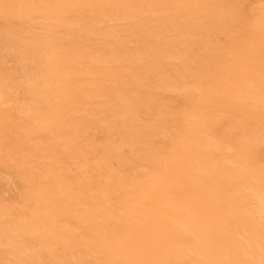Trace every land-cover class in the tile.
<instances>
[{"label": "bare ground", "instance_id": "1", "mask_svg": "<svg viewBox=\"0 0 264 264\" xmlns=\"http://www.w3.org/2000/svg\"><path fill=\"white\" fill-rule=\"evenodd\" d=\"M0 264H264V0H0Z\"/></svg>", "mask_w": 264, "mask_h": 264}]
</instances>
